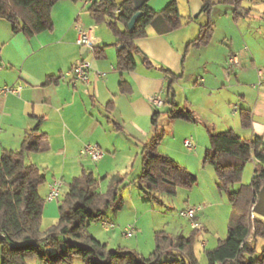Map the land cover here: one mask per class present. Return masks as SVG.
<instances>
[{"label": "trees", "instance_id": "16d2710c", "mask_svg": "<svg viewBox=\"0 0 264 264\" xmlns=\"http://www.w3.org/2000/svg\"><path fill=\"white\" fill-rule=\"evenodd\" d=\"M59 0H0V18L7 21L13 33H23L31 37L45 30H52L51 9ZM78 2L80 0H71ZM140 7L142 14L136 19L134 28L129 31L127 23L133 13V0H100L92 2L88 11L96 24L106 22L107 27L117 38L115 46L116 68L120 72L135 68V54L140 53L135 41L146 36L150 24L163 33L178 29L181 16L175 1L169 2L162 10L155 11L147 5ZM207 12L213 0H201ZM233 6L234 20L241 14V0H223ZM243 11V10H242ZM246 13V11L244 12ZM243 15V14H242ZM214 23L209 17L200 26L197 37L186 45L206 46L214 32ZM94 56L103 53V47L92 48ZM146 65H150L143 56ZM167 85L163 104L169 106L168 119L193 121L192 112L183 110L174 100L173 84L180 75L161 68ZM123 82L120 83L123 90ZM160 112L153 111L151 124L154 135L144 144L141 153V171L136 179L151 191L175 194L178 187L190 188L196 177L180 166L175 160L158 151L163 132L158 133ZM242 128L252 126V113L249 109L238 110ZM38 128L25 135L17 151L0 152V238L1 264H26L33 260L41 264H71L74 257L84 264H160L162 254L170 255L173 249L189 251L188 260H166V264H198L192 254L194 234L188 237L171 236L164 231L155 233V249L148 259L135 252L110 250L105 243L92 237L89 225L101 221L111 207L120 208L122 192L127 186L126 175L114 174L109 177L106 191L98 190V179L92 171L83 169L73 177L62 193L58 203V221L42 232L41 222L45 200L39 187L45 183L42 172L34 165L25 162L26 151H38L37 144H29L31 135ZM118 129V127H117ZM210 149L206 150L203 162L210 164L216 174L218 189L224 190L232 203L233 216L230 219L227 235L217 245L205 251L207 264H264V249L253 257L257 238L264 240V217L254 213L252 207L257 193L264 183V142L260 136L243 139L232 129L213 132L207 129ZM256 160L257 165L247 186L231 192L230 187L238 183L246 161ZM162 262V263H164Z\"/></svg>", "mask_w": 264, "mask_h": 264}, {"label": "rangeland", "instance_id": "374dc122", "mask_svg": "<svg viewBox=\"0 0 264 264\" xmlns=\"http://www.w3.org/2000/svg\"><path fill=\"white\" fill-rule=\"evenodd\" d=\"M114 1L119 3L122 0ZM171 1H175L177 5L181 16V27L172 31L171 35L161 36L158 41L153 42L150 40L152 39L150 35L155 33L153 25H150L146 29L149 36L145 43L150 48L151 58L155 63H163L175 73L182 72V76L174 85V99L181 109L192 112L194 120L168 119L164 113L168 110V105L163 104L155 108L162 112L158 133L162 131V137L171 136V131L177 130L178 135L187 132L186 136L193 137V141L197 139L198 147L194 141L195 149L189 152L196 151V154H199L198 161L189 160L186 166L179 163L196 177V182L190 188L178 187L175 194L151 191L136 179L141 171V157L132 164V161L125 159L123 154H119L106 165V170L103 166L104 170L101 173H97L100 163L93 162L86 169L92 171L98 179L99 191H106L109 185V174H107L109 170L112 173L118 171L122 174L127 173L128 176L125 180L127 186L122 192L120 208L111 207L105 212L104 220L111 219L114 227L103 228L100 221H96L89 225L88 231L92 237L105 243L110 250L131 251L143 259H148L155 249L157 231L184 237L193 233L190 219L182 217L180 212L199 207L196 220L201 226L194 234L192 254L198 264H207L205 251L214 248L219 240L226 237L233 216L228 194L218 189L213 167L203 162L206 150L210 149L207 129L213 132L232 129L243 139L260 136L264 142V99L261 98L262 102L256 104L259 92L264 91L263 78L258 84L259 72L264 73V0H241V7L246 13L235 20L232 15L233 6L223 3V0H213L210 12L206 11L201 0H148L147 5L155 11H160ZM208 17L214 23L211 41L206 46L189 47L183 60L186 44L198 35L200 26ZM96 27L99 29L94 28L93 35H98L101 30L115 40L106 22H101ZM99 41H102V38H99ZM157 47H161V50ZM232 55L236 56L238 65L229 62ZM206 78L213 83V88L209 90L206 88L207 85L201 82ZM161 93L164 98V93ZM241 108L252 112L253 122L250 128H242L240 125L238 110ZM96 109L97 107L93 108ZM116 136L123 139L120 134ZM170 138L165 139L173 143ZM57 162L55 159L51 160L50 168L55 170ZM256 165V160L245 162L241 179L230 187L231 192H236L241 186L250 184ZM51 169L46 170L45 175L49 176L52 173ZM67 172L59 196L50 201L45 200V212L42 214L43 221L40 227L42 232L57 223L58 202L67 189L70 178L77 175L79 170L71 174L72 172L67 168ZM116 214H119L118 217ZM127 226L135 229L131 237L122 235V231ZM255 245L253 257L264 249V240L257 238ZM189 253L190 250L181 252L173 249L170 255L162 254L159 263L166 264L164 261L173 259L188 260ZM72 264L84 263L81 258L75 257Z\"/></svg>", "mask_w": 264, "mask_h": 264}, {"label": "crops", "instance_id": "0c3cea01", "mask_svg": "<svg viewBox=\"0 0 264 264\" xmlns=\"http://www.w3.org/2000/svg\"><path fill=\"white\" fill-rule=\"evenodd\" d=\"M87 2L57 1L51 9L52 30L31 37L21 32L13 33L10 24L0 18V89L4 86H20L18 94L0 92V152L19 150L27 132L38 124L28 143L37 144L39 150L26 151L25 162L40 171L42 168L45 183L39 187V193L44 200L49 184L54 179H61L64 183L67 168L71 174L79 170V175L93 164L87 154L79 153L86 143L93 142L104 151L98 161L100 167L97 173L104 170L103 166L106 170V165L119 154H123L132 164L141 157L144 144L154 135L151 116L156 109L148 98L158 93L162 95L161 92L165 94L167 81L161 68L182 76V72L175 73L163 63L153 61L150 48L145 43L149 36L147 33L135 41L140 53L134 56L135 68L126 72L116 68V51L121 45L115 46L117 38L114 35L115 40L101 30L98 35H94L98 38L96 46L103 47V53L98 56H94L92 50L77 45L75 40L78 30L91 26L99 29L88 11L92 1ZM242 10L238 9L241 15L245 14V10ZM153 28L155 34L150 35L153 42L174 31L160 33ZM103 42L105 44L102 45ZM157 48L161 50V47ZM186 53L184 49L183 60ZM143 56L147 57L150 65L145 64ZM82 59H90L93 66L88 86L80 82L73 83L70 76L61 77ZM101 72L103 76L99 74ZM177 81L173 84V90ZM211 81L206 78L201 82L209 90L213 88ZM261 98L264 99L263 90L258 94L257 105L262 102ZM94 107L97 109L93 110ZM186 133L178 135L177 130H172L171 136L162 137L158 151L184 166L189 160L198 161L199 154L196 151L189 152L183 148L182 141L188 137ZM117 134L122 135L123 139ZM166 137H171L174 142L166 140ZM195 143L198 147L197 139ZM53 159L58 161V172L50 168ZM48 169L52 170L49 176L44 173ZM107 174L109 177L114 174L128 176L127 173H112L110 170ZM77 175H73L70 180ZM116 215L118 217L119 214ZM108 221L112 222L111 219ZM26 264L41 263L29 260Z\"/></svg>", "mask_w": 264, "mask_h": 264}, {"label": "built area", "instance_id": "2783aa9c", "mask_svg": "<svg viewBox=\"0 0 264 264\" xmlns=\"http://www.w3.org/2000/svg\"><path fill=\"white\" fill-rule=\"evenodd\" d=\"M84 4H87V0H82ZM94 26H91L86 29H80L77 32L76 35V44L84 47L85 49L92 50L97 43L98 38L93 35L94 32ZM229 62L233 65H238V61L235 55H232L229 58ZM93 70L92 62L90 59H82L80 62H78L76 65H74L68 72L61 75L62 78L66 76H70L73 83L80 82L86 86L90 84V77ZM101 76L104 75V73H99ZM259 82L260 84L262 82V78L264 79V73L261 71L259 72ZM20 86H4L0 89V92L3 94L6 93H13L18 94L19 93ZM148 101L155 107H161L163 105V97L161 94H154L149 96ZM235 111V109L233 110ZM182 144L185 149L188 151H193L195 149V143L191 137L184 138L182 141ZM80 154H87L93 162H98L104 152L98 147L97 144H86L84 145L80 150ZM64 185L63 181L61 179H54L49 184V190L46 195V200H53L57 198L61 192V188ZM199 210V207L189 208L185 211H181L180 215L182 217L190 219V226L191 228H198L200 226L199 222L196 220V213ZM101 227L103 228H112L114 227L113 223L106 220L100 221ZM135 229L132 226H127L122 231V235L124 237H130L134 233Z\"/></svg>", "mask_w": 264, "mask_h": 264}, {"label": "water", "instance_id": "95a60500", "mask_svg": "<svg viewBox=\"0 0 264 264\" xmlns=\"http://www.w3.org/2000/svg\"><path fill=\"white\" fill-rule=\"evenodd\" d=\"M146 0H133V8L135 12L129 19L127 23V27L129 31H132L134 28V24L136 19L142 14L140 7L145 3ZM122 46H119V48ZM252 211L262 217H264V183L262 184L261 188L259 189L257 193V199L252 207ZM3 235L0 234V238H2Z\"/></svg>", "mask_w": 264, "mask_h": 264}]
</instances>
